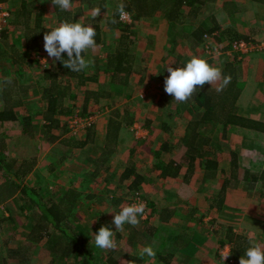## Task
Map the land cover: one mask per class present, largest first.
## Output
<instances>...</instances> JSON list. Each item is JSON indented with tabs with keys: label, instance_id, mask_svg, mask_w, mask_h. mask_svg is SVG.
I'll return each instance as SVG.
<instances>
[{
	"label": "crops",
	"instance_id": "obj_1",
	"mask_svg": "<svg viewBox=\"0 0 264 264\" xmlns=\"http://www.w3.org/2000/svg\"><path fill=\"white\" fill-rule=\"evenodd\" d=\"M11 1L16 4L13 8L14 11L19 10L23 0H5L2 2L11 5L9 4ZM30 1L36 2L44 9L41 30L44 32L47 30L45 26L58 20L53 11L52 3L50 0H25V2ZM73 2L77 3V6L69 10L77 13L74 15V20L77 19L80 13L83 14L85 10L98 7V5L83 0H73ZM106 3L107 7L101 10L100 16L95 19L87 16L83 21L86 24L92 23V26L98 24L100 30V38L96 48L88 50L85 53V58L94 59L96 64L99 61L101 64L99 67H102L106 63L107 54L115 50L121 37L131 39L132 36L133 72L128 84L110 87V90L108 87L109 76L104 71L98 70L91 73V66L86 70L87 77L92 76L94 82L98 81L100 85L105 86V89L108 88L107 90L111 92L106 97L100 96L94 98V100L87 98L84 101L83 107L87 111L93 103L96 104L95 106L100 105L103 98L108 102L104 103L102 107V110H104L102 117L97 118L80 139L88 140V143L81 147L82 151L85 152V157L80 163L72 164L73 167L77 166L82 169L80 176L76 177H81V182L79 181L76 187L75 185L71 187L80 193L82 198L81 208L85 205L89 207L95 201L94 198L100 197L99 200L109 199L108 195L112 193L116 195L114 204H117L116 202L122 203L125 190L128 191V194L133 193L131 190L132 183L135 177L138 176L139 183L137 187L143 190L144 194L141 195L148 205V214L145 221L149 220L150 225L158 224L170 231L169 236L163 240L165 242V248H162L164 251L155 254L158 256V263L217 264L215 260L219 252L215 247L217 239H214L215 234L207 226L208 223L221 221L224 223L221 226H224V217L228 218L233 214L248 219L243 224L241 223L243 226L240 227L239 225V229L231 228L234 237L258 234V228L249 219L258 218L264 224V192L262 190L258 193L263 198H257L256 194H252L250 190H258L260 184L245 179V173L264 171L262 164L260 163L261 166L258 167L256 163L257 155L260 153L264 155V52L242 55L226 46L220 48V52L216 53L213 46L216 44L223 46L235 39H264V0H206L202 5L199 16L193 18L194 20L190 19V23L194 24L195 27L198 26L199 31L202 33V36L196 42L191 38H184L174 28V25L159 13L136 20L132 18L133 25L130 30L133 34H126L125 30H123L124 32L121 30L118 19L113 18L115 16L113 12L112 14L107 13L108 10L110 11L108 0H106ZM183 10V12H188L186 7ZM31 23L34 24V18ZM123 26L129 28L124 24ZM107 31H110L113 36L109 35L107 37ZM21 33L16 35L11 44L14 43L13 46L18 47L20 43H23L24 50L20 54L25 55L27 62H31L33 59L36 61L35 56L31 59L28 58L29 53L34 50L26 47V38ZM208 43L211 46L210 49L206 47ZM43 44L42 39L39 48ZM98 49H100V53L97 52ZM94 52L97 55L94 56ZM192 54L201 56L209 64L219 67L222 70V77L220 81L214 82L212 85L206 83L200 89V91L204 89L207 94L206 99L209 100L207 111L213 110L210 113L211 121L202 122L191 129L192 114L190 108L192 106V108L194 106L195 108L199 107L198 101L192 97L185 103H178L173 96L165 92L164 80L169 75L166 69L168 65L173 67L181 65ZM49 62L51 63L50 69H54L56 61L53 62V58L50 57ZM17 70H19V67ZM45 70L43 71L45 72ZM103 72L104 75H102ZM15 74L13 77L17 79L21 88L24 91L26 90V93L29 92L30 85L20 81L18 72ZM97 74L98 77H95ZM225 75L231 76V82L223 91L217 92L216 88L220 86ZM101 76L104 77V80L100 81ZM60 80L67 81V78L60 77ZM71 82L73 81L71 80ZM89 83H93L92 80L86 81V89L91 88ZM146 83H154V98L148 99L146 104L141 103L140 105L154 106V115L148 111L149 114L146 113L143 116L144 120L140 125V129L143 130L142 133L138 134L134 131L137 122H132L131 125L125 122L126 125H122L117 134L110 133L108 126L112 110L119 108L122 112V106L119 107L118 104L114 103L117 101V97L114 96L115 92L125 94L126 91L129 92L132 89L133 91L142 90ZM49 85L50 83L45 87L43 86V90ZM230 86L232 89L230 91L226 90ZM223 94H229L230 99L225 100L229 99V101L235 102L234 106L230 107L228 111L220 108V103L224 101ZM127 97L130 96L127 95ZM75 99L70 100L69 103H73ZM1 102L0 110L4 106L3 100ZM204 105L203 103L198 110H201V112L202 110L206 111ZM140 107L142 108V106ZM46 108L47 104L45 110ZM128 110L125 108V111ZM30 115L32 114L28 112L25 116ZM122 118L124 117L121 115L120 119L123 120ZM196 119L198 120V118ZM61 120L64 121L65 117ZM225 121L229 122L227 126L223 124ZM53 132L61 133V130L57 129ZM192 135L201 142L199 151L205 155V158L209 157L218 162V168L213 177H209L208 172L205 171L204 158L202 168L197 164L193 168L190 166L192 160L189 158L187 146L182 140ZM216 140L222 141V144L217 146ZM244 145L245 148H243ZM218 148L222 150L223 160H228L226 166L220 164L222 159L219 156L217 157L216 154ZM53 149L51 148L52 151ZM239 149H241V152ZM155 152L160 153L162 162L166 164L173 163L172 170L178 166V174L175 176L162 175V170L156 167ZM211 153L216 156H210ZM231 154L234 155L233 158L230 156ZM242 154H249L246 160L253 161L247 168L239 165L245 159V157H241ZM228 156L231 158H227ZM232 160L236 162L234 169H237V178H232L231 187L228 186V188L222 190L224 178H229L232 170H234L231 164ZM39 164L40 162L37 159L34 171L30 174L38 173L40 170ZM130 165L134 168V173L126 176L125 171L128 166L131 167ZM61 166L62 164L58 162V165L51 166L50 170L56 175H60L65 164ZM71 167L72 165L69 166V168ZM96 172H100L98 176H102V179L98 180V182L102 180L101 184L97 183L96 185L100 187L97 193L92 190V187L95 186L91 185L94 184ZM112 183H116V190L111 189ZM102 184L103 186H101ZM88 187L91 188L82 191ZM81 208L78 207L76 211L78 213L77 218ZM84 215L82 217L85 218ZM248 223L250 224L247 225ZM229 230L230 228L227 230V234ZM262 230H259V233ZM227 234L226 238L224 235L219 243L220 249H223L221 253L231 250L225 261L231 264H239L232 257V242ZM219 258L223 261L221 254H219Z\"/></svg>",
	"mask_w": 264,
	"mask_h": 264
},
{
	"label": "trees",
	"instance_id": "obj_2",
	"mask_svg": "<svg viewBox=\"0 0 264 264\" xmlns=\"http://www.w3.org/2000/svg\"><path fill=\"white\" fill-rule=\"evenodd\" d=\"M2 1L5 0H0V2ZM83 1L98 5L101 10H104L107 7L106 0ZM205 1L206 0H125L124 4L126 7L124 10L128 11L134 20L141 17L154 16V14L158 13L162 14L167 21L174 25V28L184 38H191V40L196 42L200 39L199 37L202 36V33L199 31L200 28L198 26L195 27L194 24L192 25V23H190V19L199 16L203 7L202 5H204ZM185 7L188 8V12H183V8ZM53 11L58 20L67 18L69 20L73 19L74 21V15L76 13H73L71 10L61 11L58 7L53 6ZM79 11L81 10L79 9ZM11 13L12 17L10 25L14 28L23 29L24 37L26 38V47L32 50L40 49L39 43L43 39L44 32L48 31V29L44 32L41 31L44 15L43 7L34 1L25 2V0H23L20 9L16 11L11 10ZM118 17L119 14L116 9L113 18L118 19ZM33 18L34 24L32 25L31 22ZM93 26L97 32L96 41L98 43L100 30L98 24H94ZM122 29L126 30V27H122ZM8 37L7 30H4L0 41L6 40L7 42ZM131 40L132 39L121 37L115 50L107 54L105 66L99 67L109 76V88L126 85L131 79L134 62ZM62 55L67 59L66 53H63ZM1 56L8 57L6 53L0 54V57ZM25 58V55L20 54L18 50H12L10 58L12 64H22L26 61ZM101 69L98 70L100 71ZM86 70H88V68L80 72L70 71V69L64 67L59 60L56 61L54 69L45 70L44 75L46 78L50 79V85L44 90V95L47 100V108L44 112V123L42 126L47 138L44 135L43 138H46L50 145H54L52 154H54L60 163L65 160L66 155L68 156L67 152L70 148H73L74 146L83 147L88 143V140L73 141V136H70L72 137L71 139H67L66 137L62 138V135L69 132V123L67 119L64 121L61 120L63 117L66 118L67 116L72 115L74 105L69 103V101L76 98L73 86L75 83V87H81L88 80ZM60 77H66L67 81L60 80ZM95 77H98V74ZM71 80L73 82H71ZM101 89L96 93L97 98L110 95L109 93L111 91L107 90L108 88ZM200 89L201 88L197 89V94H195L193 98H196L199 107L204 103L206 111L202 110L201 112V110H198L199 107L195 108V106L194 108H192L193 106L190 108L192 114V123L190 124L191 129L202 122L211 121L212 119L210 118V113L213 110H208L210 112L207 111L209 105V100L206 99L207 94L204 92V89L201 91ZM231 89L232 87L230 86L226 90L230 91ZM22 92L26 93V90L24 91L19 85L17 79L8 73L3 79L2 90L0 92V99L4 102V106L0 110V172L6 177L4 182H0V205L14 197L18 192H21L22 195L26 196L28 198L29 207L31 206L30 212L36 217L33 228L37 233L41 230L49 231L51 228L55 229L58 240L60 241L59 243L60 245L62 244L60 255L62 256L61 260L63 259L62 262L65 261L64 264H68L67 261L69 258L73 261L70 264H120L121 256L119 254L115 256L116 252H113L112 250L108 252L106 259L101 262L96 261L94 258L92 253L94 245L90 230L87 229V226L83 223H80L79 225L78 221H76L78 215L76 211L82 204V198L77 190L71 188L67 190L63 196L54 200L52 198L45 199L40 192V186H31L28 189L23 185L24 178L34 171L36 158L18 160L17 158H8L6 155V151L9 147L8 138L10 135L29 134L32 133L33 130L32 116L20 117L17 112V108L23 103L24 95ZM222 98L224 99V101L220 103V108L222 110L226 109L225 111H228L230 107L234 106L235 102L229 101V94H223ZM227 98L229 99L225 100ZM230 117L231 115L229 118ZM120 118L121 111L119 108H114L111 112L108 126V131L110 133L115 135L119 132L122 125H126V118H122L123 120ZM196 118H198V120ZM122 121L126 123L124 124ZM223 124L227 126L229 122L225 121ZM57 129H61V133L53 132ZM182 141L187 146L188 156L192 160L190 166L193 168L197 164L202 168L204 158L205 171L208 172L209 177H213L217 171L218 162L209 157L205 158V155L199 151L201 142L195 138L194 135L186 137ZM58 142L61 143L59 147L56 146ZM159 154V152L154 153L156 157V167L162 170V175H177L179 172L178 166L172 170L173 163L170 162L169 164H166L165 162H162ZM231 157L233 158L234 155L231 154ZM196 160L198 161L197 163ZM231 164L234 169L236 162L232 160ZM236 170L237 169L232 170L229 178H224L222 190H225L228 186H232V178H237ZM131 173H134V168L128 166L125 175L129 176ZM245 179L249 182L259 183L258 191L261 192L263 190L264 192V171L252 172L249 174L245 173ZM138 183L139 177L136 176L132 183V192L136 191L135 189H138ZM229 183L231 184L229 185ZM14 217V213L12 212L6 219L12 220ZM29 217L30 216L28 215V218ZM33 228L32 230L34 231ZM231 231L232 229L228 231L227 235L232 242V257L236 262H239V258L244 254L245 248L249 245V240L247 237L241 235L234 237V233ZM20 247L17 245L9 247L7 250V256L2 258L3 263L7 264L9 257L11 259L17 257V259L19 258L22 260L25 248L20 250ZM126 257L127 261L134 260V264L142 263L140 256L136 254H127ZM126 264H128V262H126Z\"/></svg>",
	"mask_w": 264,
	"mask_h": 264
},
{
	"label": "rangeland",
	"instance_id": "obj_3",
	"mask_svg": "<svg viewBox=\"0 0 264 264\" xmlns=\"http://www.w3.org/2000/svg\"><path fill=\"white\" fill-rule=\"evenodd\" d=\"M121 2L124 3L125 0H108V7L110 11L108 10L107 13L112 14L113 12V15H115L117 6ZM9 4H11L9 5V8H11L10 10L14 11L13 8L16 4L12 1L9 2ZM76 6H77V3L73 2V5L71 8H74ZM91 10L92 8H89L88 10H85L83 14L80 13L79 16H77L76 20L79 19L80 21L83 22L84 19L87 18V16H91ZM107 17L109 18V15ZM130 17H131V21L124 22L119 16L118 23H119V26H121L122 31H123L122 29L123 24L125 26H128L129 28H126L125 32L126 34L129 33L132 35L133 33L130 30L131 29L130 27L133 25L131 14H130ZM108 20H107V23L109 22ZM103 22L105 21L103 20ZM89 24L92 25V23H89ZM5 30H7L9 37H8L7 42L6 40L0 41V54L6 53L8 57H3V56L0 57V92L2 90L3 79L7 76L8 73L14 76L16 75L15 73L18 72L20 74V76H18L20 81L21 82L24 81L26 84L30 85L29 92L27 93L22 92L24 95L23 103L17 108V112L20 117L25 116L28 112L32 114L31 116L33 120V130H34V131L32 130L33 132L29 134L10 135L8 138L9 147H8V150L6 151V155L8 156V158H17L18 160L19 159L22 160L25 158H37L40 162L39 165L41 166V167L39 166L40 170L38 169L39 171L38 173H36L37 176L36 174H28L24 178L23 185L27 187L28 189L31 186H35V187L40 186L41 188L40 192L43 194L45 199L52 198L54 200H57L58 198L63 196L65 192H67V190L71 189L72 185L73 187L74 185L76 187L79 181L81 182L80 180L81 177L80 178H76V177L80 176V173H82L81 172L82 169L77 166L73 167L72 163H76V164L80 163V161L85 157V152H83L82 148L78 146H74L73 148H70L69 151L67 152L68 156L66 155L64 162L62 161L60 163L62 164V166H64L65 164V167L62 170V173L60 175L59 174L56 175L54 172L50 170L51 166H54L55 164L58 165V162H59V160L54 156V154H52L53 152L51 148H53L54 145L53 144L50 145L49 142L47 141L46 139L47 135L44 133L43 126H42L44 123V112H45V107L47 104V100L44 95L43 88L45 87V85L50 83V79L45 77L44 75L45 72L43 70L50 69V64H51L49 62L50 57H48V54L44 50V47L41 46L39 50L31 51L28 55V58L31 59L33 56L40 54L42 59H47L48 61L47 67H45L46 65L44 63L41 64L39 62L40 59H37V58H35L36 61L34 59H33L34 61L31 60V62L25 61V63L27 64L25 63L16 64V65L12 64V61L10 59L12 50L13 49L18 50L20 53L22 50H24V44L20 43L19 46L17 47V46H13L14 43L12 45L11 42L16 37V35L20 34L21 32H22L21 34H24V33H23V29L21 28L15 29L13 26H11L10 21L6 25ZM120 33L121 32L119 31V34ZM107 34H108L107 37L109 35L111 37L113 36V34L110 31H107ZM131 39H132V36H131ZM11 45L13 46V49ZM97 52L100 53V49H98ZM95 55H97L96 52H94V56ZM255 56H258V55H255ZM92 62L93 63L90 67L91 68L90 70L92 71L91 73L98 71V69H101V68H98L101 65L99 61H97V64H96V61L93 59ZM105 64L103 65V67L105 66ZM18 67H19V70H17ZM102 75H104V72L102 73ZM90 79L92 80L93 83H89V86H91V88L89 87V89H86V86H85L86 82L83 84L84 86H81V87H75L76 85L74 83V92L76 94V99L73 101L74 104L72 103L74 105L72 115L67 116L65 118L68 121L74 118L76 115H79L82 118H88L90 116H93L94 122L95 120H97V118L102 117V114L104 113V110H102V107L104 106V103L108 102L106 99L104 98L101 99V104L98 106H95L96 104L93 103L92 107L88 111L85 109V107H83L85 104L84 103L85 99L91 98L94 100V98L95 99L97 98L96 93H98L101 88L105 89V86L100 85L98 81L94 82L95 80L92 79V76L88 77L89 81H91ZM102 79L104 80L103 76H101L100 81ZM105 79H106V76H105ZM126 92L125 94L115 92L114 96L117 97V101L114 103L118 104L117 106L119 107L120 105L122 106L121 115L122 117L126 118V121L128 123L132 120L129 123V125H131L132 122H137V127L134 128V131H136V133L138 134H141L143 130L140 129V125H142L143 123V120H144L143 116L146 113L149 114L148 111H150V113L154 115V108H153L154 106L152 107V105L150 106L143 105L144 103L145 104L147 103L148 99L154 98L153 97L154 83H146L142 90L137 89L133 91L132 89L131 91L127 93ZM127 95H129L130 97H127ZM1 101L2 100L0 99V103L2 104ZM136 102L139 105L143 103L142 105H140L142 106V108L140 106H137L138 104ZM125 108L129 110L125 111ZM142 110L143 112H141ZM91 125L89 126L86 125L81 128H79L78 126L76 127L78 128L76 130L69 127V132L66 133V135H64L62 138L66 137L67 139L69 138L71 139L72 137L70 136H73L74 137L73 141L74 140L79 141L81 137L84 135V133L87 131L88 127H90ZM43 135L46 138H43ZM215 143L217 144V146H220L222 144V141L216 140ZM59 145H61V143L58 142L56 146L59 147ZM243 148H245V145L243 146ZM239 150L241 152V149ZM216 154H217V157L219 156V158L222 159L220 164L222 166H226L228 160L226 161L223 160L224 157L222 156V150L218 148ZM210 156L215 157L216 155H214L213 153ZM230 156H228L227 158H231ZM247 156H249V154L241 155L242 158L245 157V159H243L244 161L239 163V165L242 166L243 168H247L253 162V161H247L246 160L248 158ZM256 163L258 167H260L261 164L264 167V155L263 154L261 155L260 153L257 155ZM70 165H72L71 168H69ZM57 168H60V167H57ZM85 175L86 173L83 175L82 177L83 179ZM95 175H96V178L94 179V184H91V185L95 186V187H92L93 188L92 190H94L97 193L100 187L96 185L97 183L101 184L102 180L99 182L98 180L102 179L101 178L102 176L101 177L98 176L100 175V172H96ZM5 179L6 177L0 172V182H4ZM35 181H37V183H35ZM101 186H103V184ZM89 188L91 187L85 188V190H82V191H86ZM111 189L116 190V183L114 184L112 183ZM135 190H138V191L133 192L131 194H128V191L125 190L126 191L125 196H124L125 199L123 198L122 203L116 202L117 204H114L115 199H116L115 193L108 195L109 199L103 198L99 200L100 197L94 198L95 201H93V203L90 204L89 207H87V205L83 206L82 208L80 207L81 210L79 211V216L78 218H76V221H78L79 225L81 222L84 225H86L87 229L90 230V234L92 235V237L94 236V233H96L102 225H107L111 230L115 231L116 230L115 226L111 222L113 219L112 217H114V213H110L108 211L118 212L122 206L126 204H130V203H135L137 196L143 199L141 195V194H144L143 190L139 188ZM250 191H252V194L253 193L256 194L257 198H263L258 195L259 191L257 189H255V191L251 189ZM142 201H143V204L145 205V210H144V213L142 214V217L140 218L139 225L133 227L129 224H126L124 226L123 231L115 232L114 238L117 242V248L112 251L116 252L115 256L117 254L121 256V257L119 256L120 264H126L127 254L138 255L140 249H142L146 245H150L151 247H153V249L156 248L155 253L157 254L162 253L164 251L162 248H165V242L163 240H165V237H168L170 234V231L168 228L160 226L158 224L157 225L159 227L157 228V225H153V224L150 225L149 220L145 221L146 219L145 217L148 214V205L145 199H143ZM30 208L31 206L29 207L28 198L22 195L21 192H18L14 197L10 198L9 200H7V202L2 203L0 205V264H4L2 261V258L4 256H7L8 248L11 246H15V245L19 247L21 246L20 250L22 248H25L24 256L22 257V260L19 258L17 259V257H14L13 259L9 257L7 264H64L65 261L62 262L63 259L61 260L62 256L60 255V252H61L60 249L62 248L61 246L62 244L60 245L59 243L60 241L58 240L55 229L51 228L49 231L41 230L39 233H37L36 230L33 228L35 221H36V217H34L33 214H31ZM12 212L14 213V216H15L14 219L12 220L6 219L9 216V214H11ZM82 214L83 215L85 214L84 215L85 218L82 217L83 216ZM28 215L30 216L29 218H28ZM224 219H225L224 226H221L222 224H224L221 221L208 223L207 225L209 226L210 230L215 234L214 239L215 238L217 239L215 243V247L217 248V250H219V252L217 253V257L215 258L217 264H229L230 263V262L227 263L226 261L223 262L219 258V254H221V250H223L222 248L220 249L219 243H220V240L224 238V235L226 238L227 230L229 228L231 230V228H234V227L239 229V225L240 227L243 226L242 224L248 220L246 218H241V216H237L234 214L233 216L230 215L228 218L224 217ZM249 220H252L251 222L255 224L256 228H258V234L254 233L253 235H251V237H253L256 241L261 243V245H264V230H262L264 229V224L262 223V220L258 218H252ZM250 223H248L247 225H249ZM211 225H213L214 227H212ZM32 228L34 229V231L32 230ZM216 230L217 232L215 233ZM259 230H262V231L259 233ZM246 237L249 238L250 236L246 235ZM92 241L94 245L93 252H92L93 256L96 259V261L101 262L102 260L106 259L108 252L110 250L99 249L96 247L93 239ZM154 257H147V256L140 257L141 258L140 260L142 261V263L140 264H159L158 259H157L158 256L155 255ZM70 260L71 259L69 258V260L67 261L68 264L73 262L72 260L71 261Z\"/></svg>",
	"mask_w": 264,
	"mask_h": 264
},
{
	"label": "clouds",
	"instance_id": "obj_4",
	"mask_svg": "<svg viewBox=\"0 0 264 264\" xmlns=\"http://www.w3.org/2000/svg\"><path fill=\"white\" fill-rule=\"evenodd\" d=\"M51 3L61 11H68L73 5V0H51ZM125 7L122 2L117 6V13L121 18L125 16ZM100 15L101 8L93 7L91 18L95 19ZM45 28L48 31L43 34V47L48 57L53 58V62L59 60L64 67L73 72H80L92 65V60L86 59L84 53L97 46V32L94 26L79 19L73 21V19L64 18L45 26ZM63 53H66L67 59L64 58ZM42 62L46 65L45 67L48 66L47 59H42ZM166 69L169 75L165 77L164 90L178 103L189 101L197 94L198 88H202L206 83L212 85L214 82L220 81L222 77V70L219 67L209 64L205 58L196 54H192L181 65L176 67L168 65ZM230 82V75L223 76L222 83L216 88V91H223ZM144 210L143 202H135L122 206L118 212L108 211L114 213L112 223L116 230L113 231L107 225H102L92 237L96 247L102 250H115L117 248L115 232L123 231L126 224L133 227L138 226ZM230 252L231 250L221 253L223 262L228 258ZM155 254V250L150 245L144 246L138 253L140 257H154ZM127 262L134 264V260ZM239 264H264V245L250 236L249 245L239 258Z\"/></svg>",
	"mask_w": 264,
	"mask_h": 264
},
{
	"label": "built area",
	"instance_id": "obj_5",
	"mask_svg": "<svg viewBox=\"0 0 264 264\" xmlns=\"http://www.w3.org/2000/svg\"><path fill=\"white\" fill-rule=\"evenodd\" d=\"M12 17L11 10L9 8V5H7L4 2H0V39L2 36L3 31L5 30L6 25L9 23L10 19ZM124 22L125 21H131L130 13L125 11V16L121 18ZM228 46L231 48L232 51L240 53L242 55L244 54H254V53H260L264 52V39L261 40H247V39H235L231 42H227L223 46L214 45L213 50L216 53L220 52V48ZM206 47L208 49L211 48V46L206 44ZM37 59H40V62L42 60V57L40 54L35 56ZM43 63V62H42ZM69 127L72 129H78L76 127L79 126V128L84 127L86 125H91L94 123V117L90 116L88 118H82L79 115H76L74 118L68 121ZM143 199H141L139 196L136 197V202H141ZM143 202V201H142ZM226 250V249H225ZM228 251V250H227ZM225 251V252H227Z\"/></svg>",
	"mask_w": 264,
	"mask_h": 264
}]
</instances>
